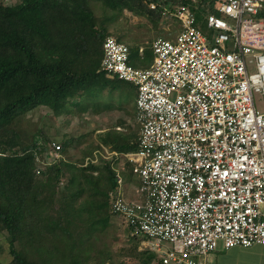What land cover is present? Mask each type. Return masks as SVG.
Segmentation results:
<instances>
[{
	"label": "built area",
	"instance_id": "1",
	"mask_svg": "<svg viewBox=\"0 0 264 264\" xmlns=\"http://www.w3.org/2000/svg\"><path fill=\"white\" fill-rule=\"evenodd\" d=\"M146 2L180 30L152 43L148 68L104 39L101 70L135 85L140 125L136 150L112 152L124 161L111 210L144 237L150 264H206L221 244L264 245V0H208L220 14L204 15L206 31L190 3ZM63 159L56 141L36 158L40 171ZM127 162L139 182L125 192Z\"/></svg>",
	"mask_w": 264,
	"mask_h": 264
},
{
	"label": "trees",
	"instance_id": "2",
	"mask_svg": "<svg viewBox=\"0 0 264 264\" xmlns=\"http://www.w3.org/2000/svg\"><path fill=\"white\" fill-rule=\"evenodd\" d=\"M178 2L192 4L204 31V15L220 14L208 0H165ZM94 5L103 7L107 18L109 11L126 8L163 17L146 0H0V232L7 233L12 257L5 264H105L110 256L106 250L94 255L90 245L95 232L110 225L117 163L63 159L40 171L36 158L47 150L49 137L26 142L16 128L20 116L39 106L61 115L81 91L106 86L101 61L109 34ZM143 61V68L152 65ZM109 132L103 131L100 141L112 152L137 149L139 132L134 140ZM73 141L61 142L63 152ZM140 256L150 264L156 254L149 250Z\"/></svg>",
	"mask_w": 264,
	"mask_h": 264
},
{
	"label": "rangeland",
	"instance_id": "3",
	"mask_svg": "<svg viewBox=\"0 0 264 264\" xmlns=\"http://www.w3.org/2000/svg\"><path fill=\"white\" fill-rule=\"evenodd\" d=\"M4 2L14 4L17 0H4ZM94 9L100 19L105 21L108 34L117 37L119 41L125 42L132 48L130 62L139 68L144 67L142 57L145 58L143 62H148V65L154 62L152 42L160 37L174 38L180 30V24L177 21L156 17L147 11L136 14L126 8L115 13L109 11V18H107L103 7L94 5ZM201 28L203 29V27ZM139 45H143L147 51L144 56L138 50ZM118 82V91L111 88L115 84L111 80L107 83L108 86L95 85L89 90L81 91V94L74 98L73 104L68 106L69 112H64L61 115H55L48 106L42 105L20 116L16 121L20 138L27 142L33 136L43 140V136L47 135L50 139L49 143L52 141L61 143L68 138H73L72 146L63 152L67 160L84 162V165L87 158L97 160L95 163L98 164H103L107 160L116 163L123 162L124 159L121 155L112 154L110 147L101 144L100 141V134L105 130L110 131L107 133L109 135L120 134L133 140L135 132L140 131L139 124L132 112L137 107L131 90L134 84L127 81ZM123 89H126L125 94L120 91ZM129 90L131 93H128ZM256 104L258 110H264V102L260 95L257 96ZM122 115L125 117L127 115L129 120L117 119ZM118 126L121 127H119L121 130L116 128ZM41 130L44 131L43 135H40ZM115 166L118 167V164ZM122 176L124 179L122 188L125 192L136 189L139 178L133 173L132 164L131 169L122 171ZM90 246L94 248V255L102 254V250L109 251L110 256L105 264H145L140 253L149 251L145 246L144 237L132 235L126 222L113 212L109 227L99 228L95 232ZM221 249H224L222 245L213 253ZM11 259L7 233L0 232V264L8 263Z\"/></svg>",
	"mask_w": 264,
	"mask_h": 264
},
{
	"label": "crops",
	"instance_id": "4",
	"mask_svg": "<svg viewBox=\"0 0 264 264\" xmlns=\"http://www.w3.org/2000/svg\"><path fill=\"white\" fill-rule=\"evenodd\" d=\"M141 48H143L142 52L140 51ZM144 49H145V47L143 45H139V51L141 53L144 52ZM112 78L113 77H110L106 74V80L104 82L106 86H108L107 83L109 82V81H107V79H112ZM118 84H119L118 81L115 82V84H113L111 86V88L114 91L115 90L118 91V88H117ZM132 86H133V87H131L132 94L134 95V99H137V91L135 90V85H132ZM131 90H129L128 93H131ZM120 91L122 94H125L126 89H123ZM135 95H136V98H135ZM136 111H137V107H136V110L134 108V110L132 111L134 114V117H136ZM127 115H126V117L124 115L119 116V117H117V119H121V121L122 120L127 121V120H129V117H127ZM119 127L120 126H118L116 128H118V130H121V129H119ZM117 164L119 165L120 162ZM223 248L224 249L218 250L215 253L211 252L210 253L211 255L209 254L206 257V264H264V245L255 244V245L248 247V248L236 246V247H232L229 249H226L223 246ZM254 255H257V256L255 257Z\"/></svg>",
	"mask_w": 264,
	"mask_h": 264
}]
</instances>
